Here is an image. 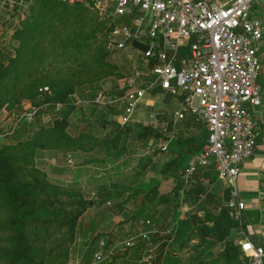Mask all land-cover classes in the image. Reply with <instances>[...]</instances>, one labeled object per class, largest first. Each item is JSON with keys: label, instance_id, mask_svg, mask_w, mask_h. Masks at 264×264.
I'll return each instance as SVG.
<instances>
[{"label": "trees", "instance_id": "16d2710c", "mask_svg": "<svg viewBox=\"0 0 264 264\" xmlns=\"http://www.w3.org/2000/svg\"><path fill=\"white\" fill-rule=\"evenodd\" d=\"M42 2L43 12L34 15L32 19L28 18L27 24L24 23L22 28L16 29L19 45L15 55L6 60L5 55L0 53V85L12 81L16 88L23 79L21 90L32 99V105L43 100L49 101L51 106L58 101L63 105L58 108L60 117L32 129L31 134L26 137L27 140L23 139L26 140V145L19 148L16 144L0 146V264H51L56 254L63 253L67 257L69 246L76 237L79 218L87 207L92 204L99 205L103 201L110 203L111 200H118L124 191H128V195L121 201L112 202L109 207L113 213L122 214L123 220L132 218L145 223L148 219V227L150 224H166L170 227L169 231L161 238V228L148 233L141 232L139 238L133 237L131 244H124V240L121 244L115 243L114 236H104L103 244H100V234L92 233L82 250L79 264H106L108 261H111L110 264H205L204 260L196 263L192 260L195 255L201 256L213 248H218L211 258L213 262L253 264L251 257L241 248L239 239L243 235L233 233L234 229L245 230L247 219L243 213L240 219L230 215L229 206L226 204L229 187L224 186L223 193L216 194L209 191L204 181L207 178V182H211L217 176L212 166L189 187L188 196L194 193L195 204H192L184 216L179 215L180 190L186 185L182 172L189 157L203 147L208 136L206 125L196 119L193 113H186L175 125L169 116L162 127L141 121H135L131 125H119L114 119L110 121L114 127L110 131L111 136L107 137L111 139L99 138L90 131H80L73 135L66 130L67 116L75 107L71 99L75 86L85 83L82 87L78 86L79 96L94 97L100 89V84L95 81L105 71L99 68L96 53L89 56L87 49L93 27L87 36L78 32L79 30H73L71 26L74 24L72 11L77 9H67L64 5L67 2L59 1L61 4L55 7L58 10L53 11L56 0ZM81 3L83 8H88V5ZM130 17V14L117 16L113 22L127 23ZM46 58H51L56 63L66 60L65 68L76 73L75 78L66 75L63 66L50 73L43 72L39 66ZM156 62V58H150L148 66ZM14 72L15 75L11 77ZM144 78L148 80L150 76ZM44 85L50 88V93L45 94L39 89ZM115 92L117 89L109 93ZM150 92L163 93L165 100L171 98L174 102L181 97H173L164 92L158 84ZM2 99L3 96L0 97V102ZM172 108L170 107L171 112ZM108 109L111 110L106 108L101 116H105ZM181 125L186 129L193 127L196 131L184 134ZM170 130H173L171 137L166 134ZM18 135L19 133H15L10 136L16 138ZM127 136L142 139L144 144L150 137L169 139L167 147L161 150H169L172 155L162 162L158 170L163 178H174L175 183L168 192H161L160 178L152 176L149 179L140 178L133 185H121L122 188L119 185L106 186L99 190V198L91 199L85 197L76 186L64 187L51 182L46 172L33 161V155L38 148H75L81 146L84 137L86 144L91 141L85 149L99 144L109 153L105 161L114 162L125 150L123 142ZM16 149H19L18 153L14 152ZM21 168L28 172H22ZM200 193L203 196L200 197ZM137 196L140 197L139 202L127 211L125 203ZM194 238L196 242L191 246L195 252L192 256L182 257L179 252L188 247ZM152 243H155L153 247ZM156 247L158 248L155 249ZM98 250L101 251V256L96 259L94 254Z\"/></svg>", "mask_w": 264, "mask_h": 264}, {"label": "built area", "instance_id": "2783aa9c", "mask_svg": "<svg viewBox=\"0 0 264 264\" xmlns=\"http://www.w3.org/2000/svg\"><path fill=\"white\" fill-rule=\"evenodd\" d=\"M58 1L90 4L101 0ZM103 1L110 3L107 16L131 15L127 23L113 22L109 35L119 48L128 46L144 55L146 70L141 74L150 79H131L125 86L118 87L117 92L100 93L90 100L96 105L110 106L115 121L127 125L153 86L158 84L173 97L181 96L173 103V124L191 112L208 129L206 143L189 157L182 177L191 186L212 166L224 186L230 189L226 200L230 215L240 219L245 201L239 193L237 180L241 164L253 153L261 133V124L248 106L254 107L261 102L257 74L261 67L258 49L262 23L250 15L253 0ZM133 39L145 42L146 50L133 46ZM150 58L157 59L152 66H148ZM40 89L45 94L50 93L47 85ZM72 101L86 102L88 99L76 96ZM61 105L58 101L51 106L49 101L43 100L23 111L21 116L29 121ZM168 135H173L172 130ZM158 144L165 149L168 141L160 140ZM199 196H203L202 193ZM189 204L180 198V216L192 207ZM169 229L165 224L160 232L166 233ZM157 230L152 225L151 231ZM132 242L133 237L123 241L124 244ZM240 245L253 264H264V244L244 237ZM94 256L99 259L101 251H96Z\"/></svg>", "mask_w": 264, "mask_h": 264}, {"label": "rangeland", "instance_id": "374dc122", "mask_svg": "<svg viewBox=\"0 0 264 264\" xmlns=\"http://www.w3.org/2000/svg\"><path fill=\"white\" fill-rule=\"evenodd\" d=\"M105 2L101 0L85 4L88 5V8H83L81 2L64 4L67 9H77L72 11L74 14V19H72L74 24L71 25L73 30H79L78 32L84 33L87 36L90 33L92 34L88 38L90 42L87 48L89 56L95 52L96 58L99 61V68L105 71L95 81V83L100 84L98 94H109L114 89L118 90V87L121 85L125 86L131 79L140 81L144 78L141 73L146 70L144 55L138 54L128 46L119 48L112 41L109 32L114 17L107 16L110 12V3L108 1ZM42 3V0H0V53L3 56L5 55L6 60L15 55V50L19 45V36L15 34L16 29L22 28L24 23L27 24L28 18L32 19L34 15L43 12ZM60 4L61 2L56 0V3H53V11H57L58 8L55 7H58ZM92 27L93 30L89 33ZM64 62L56 63L51 58H46L40 63L39 67L43 72L50 73L63 66L65 74L75 78L76 73H71L72 70L70 68H65ZM81 73L83 74V72ZM13 75H15V72L11 77ZM88 77H90V73ZM79 79L83 80L82 78ZM84 84L78 86L82 87ZM22 85H24L23 79L18 82L16 88L12 85V81L0 85V97L3 96L1 100L3 102H0V146L16 144L19 148L26 145V137L31 134L35 126L46 125L59 116L58 109H50L26 121L21 114L23 111L31 109L33 105L32 99L22 92ZM78 86H75V92L71 97L72 100H74V96L78 95V89L80 88ZM156 94L152 92L146 93L145 101L147 102H143L141 108V111L144 113L143 117H140L141 120H136L134 117L127 125H131L135 121H141L148 125L162 127L166 123L169 119L168 117H171V106L162 101L160 93ZM84 98L88 99V101L75 103L72 101L75 107L67 116L66 130L73 135L80 131H90L99 138L103 139V137H106L104 139H111L107 137L111 136L110 131L114 128L110 122L114 120V117L108 113L106 116H101V109H99L101 106L92 103L90 97ZM181 126L184 134L196 131L193 127L186 129L183 125ZM15 133H19L18 137L12 138L10 135ZM168 133L167 131L166 134ZM23 139L26 140L23 141ZM160 140L169 141L167 137H150L146 144H144L142 139L127 136L123 142L126 147L125 150L120 153L114 162H109L105 161L109 153L102 149L99 144H94L92 147L85 149L86 145H89L91 141H87L86 144V139L83 137L80 143L81 146L78 145L75 148L69 146L38 148L33 155V161L37 167L46 172V176L51 182L58 183L64 187L76 186L85 197L91 199L99 198V190L106 186L119 185L122 188L121 185H133L140 178L149 179L152 176L160 178L159 190L161 192H168L175 183L174 178L171 176L163 178L158 170L162 162L168 160L172 153H169V150H161L158 144ZM14 152L18 153L19 149H16ZM21 171L24 173L28 172L25 168H21ZM204 181H206L209 191H214L216 194L223 193V181L217 176L211 182H207V178ZM189 187L187 184L183 185L180 190V198L187 199L190 203L189 205H194L195 201L193 197L195 195L194 193H190L188 196L189 191L187 190ZM127 193L128 191H124L118 200H111L110 203L103 201L99 205H89L79 218L76 237L69 246L67 257L63 253L56 254L51 264H78V247L85 238L89 239L90 237L87 233L82 236L80 227L87 228L89 223L92 226L90 230L91 234L99 233V239H102L104 236H114L116 237L115 243L119 244L127 238H139L141 231L150 232L152 225L148 227L146 222L145 224L140 220L134 221L132 218L123 220L122 214L113 213L111 208H109L112 202L123 200L128 195ZM139 199V196L129 199L124 205L126 210H131L134 204L139 202ZM208 203L211 204L210 202ZM200 212L202 213V210ZM156 227L157 229L161 228L159 230L161 231L164 225L157 223ZM159 233H162V236H159L160 238L164 236V232ZM233 233L234 235H239L236 229L233 230ZM195 242L196 239H192L188 247L181 250L179 254L182 257L192 256L195 251L191 245ZM154 244L152 243L151 247ZM217 249L213 248L201 256L195 255L192 260L193 263L204 260L205 264H222L221 261L213 262L211 260L216 254ZM110 263L111 261H108L106 264Z\"/></svg>", "mask_w": 264, "mask_h": 264}, {"label": "crops", "instance_id": "0c3cea01", "mask_svg": "<svg viewBox=\"0 0 264 264\" xmlns=\"http://www.w3.org/2000/svg\"><path fill=\"white\" fill-rule=\"evenodd\" d=\"M214 1L226 2L228 0ZM250 15L259 18L262 23V36L258 49L261 67L257 74V82L260 86L261 102L259 105H256L254 107L248 105L261 124V133L256 139V144L254 146L253 153L241 164V169L237 180L239 193L245 201L243 215L247 219L245 230L239 228V230H237V233L242 234V238L247 237L256 244H264V0L252 1L250 7ZM160 94L162 101L173 107V99L168 98L165 100L164 94ZM76 96H79V94ZM145 99L146 98L143 99L142 104H140L135 110L136 114L134 113V117L136 118V120H141L140 117H143L144 113L141 111V108L143 106V102H147L145 101ZM98 106H101L99 108L101 109V113L106 110V108H110V106L104 103H100L98 104ZM107 111L108 114L114 117L112 109H108ZM106 115L107 112L105 116ZM91 227L92 226L90 223L87 228H83L81 226L80 231L82 230V236L85 233L89 234L90 236ZM87 240L88 239L85 238L78 247L77 255L79 259L81 258V253L86 245ZM79 259H77L78 264Z\"/></svg>", "mask_w": 264, "mask_h": 264}, {"label": "water", "instance_id": "95a60500", "mask_svg": "<svg viewBox=\"0 0 264 264\" xmlns=\"http://www.w3.org/2000/svg\"><path fill=\"white\" fill-rule=\"evenodd\" d=\"M126 9H127L128 11H131V8H130L129 6H127ZM131 44H132L133 46H135V47L141 49V50H146V48H147V44H146L145 42L141 41V40H138V39H133V40L131 41Z\"/></svg>", "mask_w": 264, "mask_h": 264}]
</instances>
